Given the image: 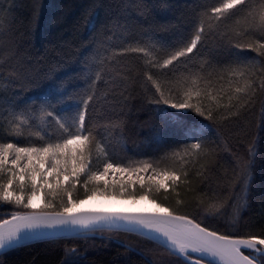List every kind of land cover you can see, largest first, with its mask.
Listing matches in <instances>:
<instances>
[{
    "label": "trees",
    "instance_id": "trees-1",
    "mask_svg": "<svg viewBox=\"0 0 264 264\" xmlns=\"http://www.w3.org/2000/svg\"><path fill=\"white\" fill-rule=\"evenodd\" d=\"M222 3L0 0V142L39 146L50 133L58 134L59 125L41 111V105L51 102L57 110L54 116L70 117L95 81L85 120L102 137L91 153L94 170L102 169L105 151L125 163L152 160L159 165L157 171H174L179 179L154 187L145 197L175 214L203 220V226L221 233L236 231L222 225L230 212L239 209L240 234L258 232L264 226V75L260 71L264 48L235 45L249 40L256 41L257 47L264 45L259 33L252 34L254 26L264 22V0H244L243 5L213 13ZM196 30L202 39L186 65L180 58L173 65L153 67ZM129 48L137 51L123 54ZM252 62L255 69L248 70ZM226 67L237 70L222 77L213 74L210 83L197 80L199 88L208 90L204 103L217 105L213 120L191 109L151 102L156 90L147 81L149 75L156 79L161 72L174 71L172 87L182 90L191 86L181 83L183 78L204 77L214 68ZM162 90L168 93L167 87ZM193 143H201L202 149L186 151ZM82 148L87 154V148ZM249 160L250 172L240 170L241 161ZM86 172L87 168L62 183L73 200L94 195L93 182L85 189ZM248 175L251 180L245 192ZM133 190L134 199L145 194L139 183ZM61 199L67 201L59 190L55 198L44 196L57 210ZM220 208L222 217L209 215L210 209ZM16 210L17 206L0 202V221ZM0 259L3 264H182L156 242L122 231L35 242L10 250Z\"/></svg>",
    "mask_w": 264,
    "mask_h": 264
},
{
    "label": "snow or ice",
    "instance_id": "snow-or-ice-1",
    "mask_svg": "<svg viewBox=\"0 0 264 264\" xmlns=\"http://www.w3.org/2000/svg\"><path fill=\"white\" fill-rule=\"evenodd\" d=\"M243 4L244 0H223L220 7L213 8L212 12L220 14L224 10ZM2 27V18H0V28ZM256 33L264 39V22L254 26L252 34ZM201 39V31H194L186 41H180L181 46L174 47L172 51H166L165 56L156 61L153 67L159 69L173 65V62L179 61L180 58H184L181 63L186 65L192 59L190 54L197 49V43ZM235 47L258 50V48H264V45L257 47L256 41L249 40L238 42ZM135 51L137 49L129 48L123 54ZM196 55L199 56L201 53L197 52ZM261 55H264V52H261ZM247 69L254 70L255 62L249 63ZM236 70L233 67L214 68L204 77L183 78L180 82L191 86L184 87L182 90L172 87L171 81L177 75L174 71L161 72L156 79L149 75L147 81H150L156 90L151 102L157 105H170L172 109L184 111L191 109L200 116L213 120V112L217 105L204 103V100L208 98V90L207 87L199 88L197 80L210 83L213 74L222 77ZM260 71L261 75H264V68ZM99 79L100 75L97 73L96 80ZM261 86L264 87V80L261 81ZM164 87L168 88L167 94L162 90ZM237 91L240 90L237 89ZM94 93L95 81L89 85L84 94L85 98L81 99L76 113L70 117L54 116L57 111L54 105L51 102L42 104L41 111L56 120L59 130L58 134L57 132L50 133L49 138L39 146H19L18 143L0 142V202L11 203L19 209L11 213V220L4 219L3 223H0V256L7 254L8 250L14 249L23 241L38 240L60 232L80 234L123 230L138 233L157 242L170 256L181 259L182 264H257L258 259L260 264H264V226H261L258 232L249 230L240 234L239 209L233 212L231 220L222 225L225 229L232 228L236 231H225L224 233H221L219 229H210L207 225L202 226L203 220L197 222L196 218L190 219L186 213L174 216L168 208H163L160 213L154 215L93 214L80 213L76 210L78 204L84 201L72 199V193L68 188L63 187L61 177L65 180L68 176L78 177L85 168H87L85 173L87 180L84 186L87 191L88 182H93L94 195H127L135 198L137 193L133 188L139 183L140 190L145 193L140 198L144 199L154 187H160L157 178L161 180L179 179L174 171H157L159 165L152 160L143 159L136 163H125L107 151H105L102 169H93L91 153L97 147V139H102V137L94 129L92 122L89 121L86 126L85 120L89 102L94 99ZM194 96L196 103H193ZM40 139L44 140V137L41 136ZM74 144L76 148L72 147ZM82 146L87 148V154ZM200 149H202L201 143H193L186 151ZM251 151L250 149V153ZM164 158L161 157V159ZM241 167L250 172L251 160L247 163L241 161ZM150 170L151 174L147 175ZM117 175L118 178L113 179L112 183H101L105 177H117ZM5 176L6 183L3 182ZM49 176H51V181ZM132 176L137 177V181L123 182L125 177ZM26 179L27 183H25ZM145 179L147 183L142 182ZM250 180L251 175H248L243 185L245 192ZM74 184L75 180L70 187H74ZM13 185H16L15 189ZM57 190L67 197L66 202L61 199L59 210L56 204L48 200H44L42 205L37 203V200L43 199L44 196L52 195L55 198ZM178 210L174 209V211ZM209 215L222 217L224 212L222 208L215 211L210 209ZM244 227L253 229L255 226L244 225ZM154 233L159 235H154ZM244 250H248L250 254L246 255ZM0 264H3L2 259H0Z\"/></svg>",
    "mask_w": 264,
    "mask_h": 264
},
{
    "label": "water",
    "instance_id": "water-1",
    "mask_svg": "<svg viewBox=\"0 0 264 264\" xmlns=\"http://www.w3.org/2000/svg\"><path fill=\"white\" fill-rule=\"evenodd\" d=\"M76 210L78 212H80V213H93V214L120 213V214H125V215H154L156 213H160L161 212V210L157 211V210L120 209V208L109 209V208H100V207H96V208L95 207H92V208H78ZM173 215L174 216H179V214H175V213H173ZM6 219L11 220V217L6 218ZM190 219H192V218H190ZM0 223H3V220L0 221ZM120 231H123V230H120ZM89 233H91V232L80 233V234L75 233V232H68V231L60 232V233H57V234H54V235H50V236H47V237H44V238L38 239V240L29 239V240L23 241L21 244H19L15 248L22 247V246H25V245H28V244H31V243H35V242H40V241H45V240H50V239L66 238V237L78 236V235H86V234H89ZM136 234H138V233H136ZM154 235H159V234L158 233H154ZM10 250H12V249H10ZM10 250H8V251H10ZM244 251H246V250H244ZM245 254L248 255L246 252H245ZM257 264H260V263L257 261Z\"/></svg>",
    "mask_w": 264,
    "mask_h": 264
},
{
    "label": "bare ground",
    "instance_id": "bare-ground-1",
    "mask_svg": "<svg viewBox=\"0 0 264 264\" xmlns=\"http://www.w3.org/2000/svg\"><path fill=\"white\" fill-rule=\"evenodd\" d=\"M81 208H120V209H141V210H154L156 208L154 203L146 200L133 201L132 199H117L113 197H102L95 199H88L80 205Z\"/></svg>",
    "mask_w": 264,
    "mask_h": 264
},
{
    "label": "rangeland",
    "instance_id": "rangeland-1",
    "mask_svg": "<svg viewBox=\"0 0 264 264\" xmlns=\"http://www.w3.org/2000/svg\"><path fill=\"white\" fill-rule=\"evenodd\" d=\"M45 167H47V165H45ZM240 168V170L242 169V167L240 166L239 167ZM65 175L66 176H68V174L67 173H65ZM71 178H75V177H71V176H68V179L67 180H65L64 179V177H61V183H64V182H66V181H68L69 179H71ZM115 178H118V175H117V177H113V176H108V177H105L104 178V181L105 182H108V183H112L113 182V179H115ZM137 177H135V176H132V177H125V179H124V182H128L129 180H131V181H137ZM49 180L51 181V176H49ZM169 181H172V180H161V179H159V178H157V182L159 183V184H161V185H166ZM14 189V188H13ZM41 196H43V194H40ZM92 199H95V198H102V197H113V198H117V199H132L133 201H138V200H146V201H149V202H151V203H154L155 204V206H156V208H154L155 210H157V211H159V210H162L163 208L159 205V204H157V203H155V202H153V201H151L149 198H147V197H145L144 199H141V198H138V199H134V198H127V197H119V196H115V195H100V194H95V195H93V196H90ZM88 199H90V198H86V199H84L83 201H86V200H88ZM43 202H44V197H43V199H39V200H37V203H39V204H43ZM80 205H82V203H80V204H78V207H77V209L78 208H81V206ZM236 210V209H235ZM234 210V211H235ZM232 214H233V211L232 212H230L229 213V216L227 217V221H229V220H231L232 219ZM16 249V248H15Z\"/></svg>",
    "mask_w": 264,
    "mask_h": 264
}]
</instances>
